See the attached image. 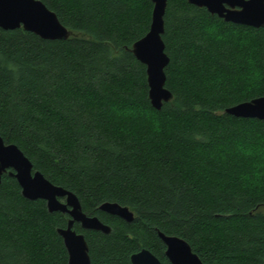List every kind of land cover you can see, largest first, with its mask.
Returning <instances> with one entry per match:
<instances>
[{
    "label": "trees",
    "instance_id": "16d2710c",
    "mask_svg": "<svg viewBox=\"0 0 264 264\" xmlns=\"http://www.w3.org/2000/svg\"><path fill=\"white\" fill-rule=\"evenodd\" d=\"M72 35L0 33V136L85 213L111 227L83 229L91 264H132L149 249L171 263L162 231L203 264H264V120L225 112L264 95V26L226 22L188 0H167L170 58L161 109L131 47L151 24V0H42ZM117 202L134 219L99 206ZM69 215L0 183V264H67L57 228Z\"/></svg>",
    "mask_w": 264,
    "mask_h": 264
},
{
    "label": "water",
    "instance_id": "95a60500",
    "mask_svg": "<svg viewBox=\"0 0 264 264\" xmlns=\"http://www.w3.org/2000/svg\"><path fill=\"white\" fill-rule=\"evenodd\" d=\"M152 18L149 30L136 40L131 51L146 66L149 98L156 109L173 98L166 87L165 68L170 58L165 51L162 38L165 32L164 15L167 0H151ZM198 7H205L226 22L242 24L254 28L264 26V0H188ZM22 27L43 39H67L72 32L59 20L57 14L42 0H0L1 30ZM236 117L264 120V95L243 101L225 109ZM4 173L18 181L22 195L30 200L43 199L49 212L60 211L69 215L67 225L57 228L68 252L67 264H91L89 247L83 233L77 232L75 223L83 229L98 230L105 234L111 227L96 215H89L82 209L77 195L62 186L52 183L43 173L34 170L32 161L15 143H6L0 136V183ZM62 198L64 200H62ZM99 209L132 221L134 212L117 202H103ZM166 246L165 255L173 264H203L199 255L190 244L176 235L158 231ZM132 264H162L161 260L149 249L143 248L131 255Z\"/></svg>",
    "mask_w": 264,
    "mask_h": 264
},
{
    "label": "rangeland",
    "instance_id": "374dc122",
    "mask_svg": "<svg viewBox=\"0 0 264 264\" xmlns=\"http://www.w3.org/2000/svg\"><path fill=\"white\" fill-rule=\"evenodd\" d=\"M62 200H64V199L62 198Z\"/></svg>",
    "mask_w": 264,
    "mask_h": 264
}]
</instances>
